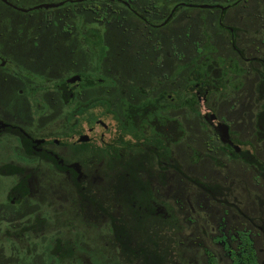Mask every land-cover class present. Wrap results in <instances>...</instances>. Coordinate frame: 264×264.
<instances>
[{
    "label": "flooded vegetation",
    "instance_id": "1",
    "mask_svg": "<svg viewBox=\"0 0 264 264\" xmlns=\"http://www.w3.org/2000/svg\"><path fill=\"white\" fill-rule=\"evenodd\" d=\"M261 151L264 0H0V264H264Z\"/></svg>",
    "mask_w": 264,
    "mask_h": 264
},
{
    "label": "rangeland",
    "instance_id": "2",
    "mask_svg": "<svg viewBox=\"0 0 264 264\" xmlns=\"http://www.w3.org/2000/svg\"><path fill=\"white\" fill-rule=\"evenodd\" d=\"M107 25L106 27L108 28H114L115 24L113 23V21L111 19H108L107 21ZM187 21L184 19H176L174 20V22L171 23L170 26H164L161 27L157 30H154L156 34L160 33V32H165L166 29L168 30H178L181 29L180 27H184L186 26ZM138 29V28H137ZM138 30H143L144 28H140ZM145 32V31H144ZM112 36V37H111ZM106 39L109 40V42L106 41L107 46H109L111 48V50L109 51V53L107 54V58L111 59L112 63H116V64H120V62L122 63L123 61H127V57L129 55V51H131L134 47V37L133 35L130 33V31H127L126 34H116V35H109L108 32H106ZM61 41H57V44L55 45V48L53 49H47L44 48L43 44H41V48H39L38 50H36L35 52H30V56L35 59H42V60H53L56 61L57 63H61V65L64 67V64H67L69 62V60H71L70 58V54H68L64 49L65 47L60 43ZM110 43V44H109ZM51 50V51H50ZM130 59V58H129ZM60 64H58V66H61ZM66 68V66H65ZM68 69V68H67ZM122 71H125L124 74H129L128 72L130 71V67L127 66L126 64H124L121 67ZM136 69H140V67L136 68ZM136 71L133 69L132 74H135ZM17 104V102H16ZM5 105H7V108H10L9 102L5 103ZM247 117V116H246ZM187 124L191 125L193 124V120L187 118ZM247 126V122H245V128ZM189 137H191L189 135ZM261 155H263L264 157V152L261 151ZM236 163V162H235ZM238 164V163H237ZM232 164L231 168L233 167H240V164ZM196 169L198 172L201 173H205V172H209V167L205 164L204 160H200L199 163L196 166ZM197 197H200L199 194H196ZM202 198V197H200Z\"/></svg>",
    "mask_w": 264,
    "mask_h": 264
}]
</instances>
